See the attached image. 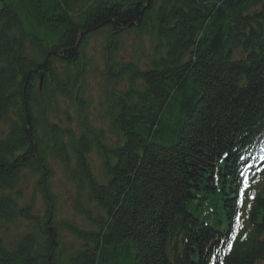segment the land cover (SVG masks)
<instances>
[{"label":"trees","instance_id":"1","mask_svg":"<svg viewBox=\"0 0 264 264\" xmlns=\"http://www.w3.org/2000/svg\"><path fill=\"white\" fill-rule=\"evenodd\" d=\"M1 1L0 264L264 259V185L244 237L231 250L223 242L236 210L235 158L264 129V0ZM134 30L153 38L157 56L143 68L107 63L110 83L128 74L109 120L119 140L107 144L85 121L79 130L62 126L53 118L58 97L85 107L89 36L103 31L106 52ZM92 148L102 179L89 167ZM52 159L77 183L84 229L53 221ZM31 179L43 215L24 201ZM82 191L95 211L80 202ZM21 220L30 229L9 242ZM61 229L77 242L59 248Z\"/></svg>","mask_w":264,"mask_h":264},{"label":"rangeland","instance_id":"2","mask_svg":"<svg viewBox=\"0 0 264 264\" xmlns=\"http://www.w3.org/2000/svg\"><path fill=\"white\" fill-rule=\"evenodd\" d=\"M2 1L0 0V6ZM105 33L98 32L89 36L86 47L83 48L85 53V74L82 80L84 91L82 92V100L85 107L80 109L78 100L72 101L70 98L58 97L55 106L54 119L58 120L64 127L74 128L79 130L80 127L86 126L85 122L90 125H95L96 128H101L104 132V141L107 144L114 145L119 140V137L110 128V116L112 113V102L115 94L124 88L127 84V76L121 80H115L110 83L105 75V68L108 62L122 63L123 61L131 62L137 67H146L149 59L157 56L156 50L153 46V38L147 34H141L134 30L133 32H126L120 37V44L115 50L104 51L106 44ZM156 54V55H155ZM140 85V82H136ZM85 121V122H84ZM81 122V124H79ZM89 126V125H87ZM89 159V167H91L92 175L101 178L103 173L102 156L99 154L98 148H92L87 153ZM53 165V175L50 178V190L55 197V204L53 208V221L60 223V221H69L79 228H86L89 224L87 218L75 209V198L78 195L77 183L71 178H67L66 169L56 159L51 160ZM102 179V178H101ZM27 180L24 179V182ZM32 181V179H31ZM33 183V181H32ZM35 183L26 188L24 201L32 204V212L34 214H44L45 208L42 201V196L39 192L32 193ZM35 191V190H34ZM79 200L86 207L96 210V204L89 202L85 197L84 191L79 195ZM18 233L10 231L6 238L9 242H14L18 235L30 229V221L21 220L17 227ZM91 228V226H90ZM59 248L68 247L69 244L76 243L75 237L67 230L61 229L59 232ZM77 247V245H76ZM57 248V249H59ZM61 250V249H59ZM264 264V261L263 263Z\"/></svg>","mask_w":264,"mask_h":264},{"label":"snow or ice","instance_id":"3","mask_svg":"<svg viewBox=\"0 0 264 264\" xmlns=\"http://www.w3.org/2000/svg\"><path fill=\"white\" fill-rule=\"evenodd\" d=\"M244 157L240 156L239 160H243ZM243 178V186L241 187L239 184V179ZM248 179L247 176L245 174V171L238 169V179H237V189H238V199L236 200V204L237 205H242L243 204V198H244V194H245V189L248 187ZM250 207V205H249ZM234 218H235V226H233L231 224V222L229 223V227H228V233L229 235H227V238L223 241L226 245H227V249L231 250L233 248V244L232 241L236 239V235H235V231H234V227H240V223H241V213L239 211L234 213Z\"/></svg>","mask_w":264,"mask_h":264}]
</instances>
